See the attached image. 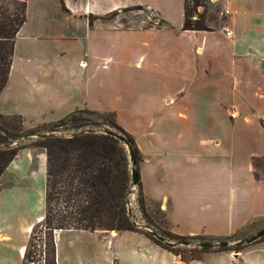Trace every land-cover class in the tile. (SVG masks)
Segmentation results:
<instances>
[{
	"label": "crops",
	"instance_id": "1",
	"mask_svg": "<svg viewBox=\"0 0 264 264\" xmlns=\"http://www.w3.org/2000/svg\"><path fill=\"white\" fill-rule=\"evenodd\" d=\"M230 5L224 26L204 31L182 28L185 0H26L0 114L29 127L83 109L111 112L133 135L143 192L166 207L172 231L235 245L264 227V176L255 166L264 158V0ZM133 6L159 19L136 27L102 19ZM46 184L45 150L20 149L0 177V264L23 260L45 213ZM85 232L112 239L101 230L57 233ZM116 233L163 264H264V239L183 260L141 231Z\"/></svg>",
	"mask_w": 264,
	"mask_h": 264
},
{
	"label": "trees",
	"instance_id": "2",
	"mask_svg": "<svg viewBox=\"0 0 264 264\" xmlns=\"http://www.w3.org/2000/svg\"><path fill=\"white\" fill-rule=\"evenodd\" d=\"M25 2L22 18L11 30L9 35H0L3 40H11L10 50L2 51L0 42V92L8 80L9 69L12 62L13 42L17 31L25 21ZM191 7L189 0H185V12L182 28L184 30H209V26L192 16L197 7L205 5L204 0H194ZM135 8H142L137 6ZM92 23V20H91ZM74 126L83 125L81 118L74 113L68 116ZM66 117L65 119H68ZM62 119L60 124L64 123ZM114 126H117L114 124ZM117 132L125 137L133 150L136 163L139 149L134 137L124 129L118 127ZM24 120L19 115L0 114V142L7 139L12 141L25 135L35 134L34 131L24 132ZM109 132V130H108ZM36 147L42 148L47 154V184L45 193V213L43 218L32 228L30 239L24 253L23 264H58L56 231L66 229H82L88 231L117 230L139 231L137 225L131 220L127 207V196L131 185V168L129 167L128 150L126 145L110 133L79 132L71 137L58 136L53 133H40ZM6 143L0 149V177L8 163L17 155L20 149L27 147L18 143L15 147ZM259 159L257 158L255 162ZM138 174V203L142 209L146 201L143 192L139 171ZM264 176V175H263ZM44 226L43 248L38 253L37 228ZM155 243L172 250V243L155 239L153 231L143 232ZM172 237L171 235H168ZM176 240H184L183 236L176 235ZM237 242L231 250L239 247ZM206 250V248H202ZM194 256L193 258H197ZM181 258L184 259L182 256Z\"/></svg>",
	"mask_w": 264,
	"mask_h": 264
},
{
	"label": "rangeland",
	"instance_id": "3",
	"mask_svg": "<svg viewBox=\"0 0 264 264\" xmlns=\"http://www.w3.org/2000/svg\"><path fill=\"white\" fill-rule=\"evenodd\" d=\"M194 0H189V4L192 7L194 5ZM205 5H200L197 7V11L193 14L192 19H199L200 15L205 16L203 20L206 25L209 26V30L221 29L225 24V18L227 16H221V0L215 3H211L209 0H204ZM24 7V0H0V35H9L11 30L17 25V23L22 18V12ZM133 7H127L110 12L102 16L103 20H110L119 26H147L156 23V19H159L156 13L145 9H138ZM161 22V21H160ZM2 44V51L10 50L11 40L0 41ZM75 117H79L82 120L83 125L74 126L71 119H65L64 123H39L29 127L24 126L23 131H34L35 134L25 135L20 139L12 141L7 139L3 143L0 142V149L4 148L6 143L11 142L9 145L15 147L18 143L24 146L32 147L34 149L40 150L41 148L36 147L35 143L39 141L40 133H53L58 136L71 137L76 133L83 132H94V133H107L109 131L120 132V128L124 129L119 125L111 112H97L90 111L87 109L78 110L74 113ZM117 125V126H114ZM125 130V129H124ZM126 131V130H125ZM127 132V131H126ZM129 133V132H128ZM0 134L4 135L1 131ZM130 134V133H129ZM133 136V135H132ZM127 147V146H126ZM128 150V148H127ZM140 153V152H139ZM129 167H132L130 156ZM142 158L138 155V161L135 167L138 169ZM257 169L261 170V174L264 175V160L259 159L255 162ZM139 171V169H138ZM131 181V180H130ZM138 193L139 186H133L132 182L130 185V190L127 196V207L130 213L131 220L137 225V229L141 232L150 233L153 231L155 239H158L156 235L163 236L167 241L172 243V250L179 256H182L186 260H190L194 256H199L200 252L203 251L202 246L199 245L201 242H212L201 236H183L184 240H176V236L171 228V223L168 218V213L166 207L163 206L158 201L148 199L146 196V201L144 204V209H142L138 203ZM0 203H1V189H0ZM41 212V208L38 210ZM38 213V214H39ZM17 222L16 219L13 220ZM262 229V227L260 228ZM44 226H39L37 228V236L35 242L37 243L38 253L43 248L44 236ZM112 237L111 241L99 239L90 233H77L69 234L62 233L59 235L58 248L60 250V263L58 264H163L158 256L150 251H146L143 245L137 240L132 239L129 236L123 238V236L113 238L119 232L117 230H101ZM123 230L121 233H125ZM259 229L254 230L252 234H239L242 236V240H246L252 235H254ZM144 234V233H143ZM55 235V236H56ZM122 235V234H121ZM171 235L172 237H169ZM179 235V234H176ZM264 239V236L257 239L255 242H259ZM28 240L25 244H28ZM159 240V239H158ZM226 241V240H223ZM164 243V241H162ZM220 242V241H219ZM229 242V241H228ZM253 242V243H255ZM253 243H244L239 247L235 248V252L239 253L245 250ZM57 248V249H58ZM206 250L209 249L205 247ZM227 248L230 249L231 246L226 247L217 246L216 249ZM141 252L147 254L146 260L142 261ZM2 253V251H1ZM14 256L13 252H11ZM149 255V256H148ZM58 257V255H57ZM23 264L21 260L20 264ZM34 264V263H29Z\"/></svg>",
	"mask_w": 264,
	"mask_h": 264
},
{
	"label": "water",
	"instance_id": "4",
	"mask_svg": "<svg viewBox=\"0 0 264 264\" xmlns=\"http://www.w3.org/2000/svg\"><path fill=\"white\" fill-rule=\"evenodd\" d=\"M107 133H110V134L114 135L115 137H117L120 141H122L127 146L128 152H129V156H130V161H131V164H132V167H131V182H132L133 186L137 185V183H138V174H137V171L135 170L136 160H135V156H134L133 150L129 146V144H128L127 140L125 139V137L122 136L121 134H119V133H117L115 131H109ZM263 236H264V227L262 229H260L259 231H257L254 235H252L248 239L240 240L239 243H241V244L253 243L257 239H259V238H261ZM156 237L159 240H161V241L167 242V240L163 236L156 235ZM168 243H171V242H168ZM199 245L202 246V247H208V248H212V247H216V246L226 247V246L229 245V242L228 241H220V242H215V243H213V242H201V243H199Z\"/></svg>",
	"mask_w": 264,
	"mask_h": 264
},
{
	"label": "built area",
	"instance_id": "5",
	"mask_svg": "<svg viewBox=\"0 0 264 264\" xmlns=\"http://www.w3.org/2000/svg\"><path fill=\"white\" fill-rule=\"evenodd\" d=\"M232 13L231 5H230V0H223L221 2V10L220 14L221 16H227ZM227 35H231L232 31L231 30H226Z\"/></svg>",
	"mask_w": 264,
	"mask_h": 264
},
{
	"label": "bare ground",
	"instance_id": "6",
	"mask_svg": "<svg viewBox=\"0 0 264 264\" xmlns=\"http://www.w3.org/2000/svg\"><path fill=\"white\" fill-rule=\"evenodd\" d=\"M5 239V238H4Z\"/></svg>",
	"mask_w": 264,
	"mask_h": 264
}]
</instances>
